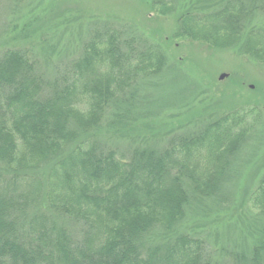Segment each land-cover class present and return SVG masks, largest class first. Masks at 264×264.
Returning <instances> with one entry per match:
<instances>
[{"label": "trees", "instance_id": "trees-1", "mask_svg": "<svg viewBox=\"0 0 264 264\" xmlns=\"http://www.w3.org/2000/svg\"><path fill=\"white\" fill-rule=\"evenodd\" d=\"M218 2L182 13L173 41L217 51L244 39L243 55L264 65V28L246 32L264 0ZM151 12L176 9L154 1ZM163 51L109 27L52 81L26 50L0 55V264H264V222L231 250L189 223L196 200L225 188L261 122L257 107H222L230 111L202 129L160 149L137 146L128 158L91 139L121 96L165 71ZM247 207L264 216V175Z\"/></svg>", "mask_w": 264, "mask_h": 264}, {"label": "rangeland", "instance_id": "rangeland-1", "mask_svg": "<svg viewBox=\"0 0 264 264\" xmlns=\"http://www.w3.org/2000/svg\"><path fill=\"white\" fill-rule=\"evenodd\" d=\"M154 1L173 3L176 12L156 17L151 12ZM218 3L1 0L0 55L8 49L26 50L45 78L52 81L80 58L94 32L109 27L122 30L124 39L133 38L138 45L162 48L168 57L165 71L138 81L109 110L101 128L91 133V139L116 148L125 158L137 146L160 149L174 136L202 129L230 111L222 107H257L261 122L241 148L225 188L214 199L196 200L192 221H188L205 226L203 235L212 246L231 250L244 243L251 223L264 222V216H253L247 207L248 198L264 175V65L243 55L244 39L233 49L217 51L205 44L172 39L182 13L190 9L203 13L209 7L217 8ZM263 28L264 12H256L246 32ZM223 75L226 77L221 79ZM224 257L218 258L221 261Z\"/></svg>", "mask_w": 264, "mask_h": 264}, {"label": "water", "instance_id": "water-1", "mask_svg": "<svg viewBox=\"0 0 264 264\" xmlns=\"http://www.w3.org/2000/svg\"><path fill=\"white\" fill-rule=\"evenodd\" d=\"M226 77V75H223L222 77H221V79H224Z\"/></svg>", "mask_w": 264, "mask_h": 264}]
</instances>
